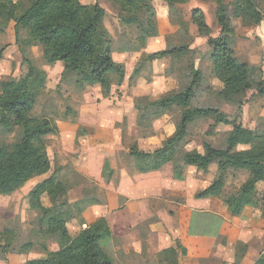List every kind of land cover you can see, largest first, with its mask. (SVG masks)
I'll list each match as a JSON object with an SVG mask.
<instances>
[{"label":"trees","instance_id":"16d2710c","mask_svg":"<svg viewBox=\"0 0 264 264\" xmlns=\"http://www.w3.org/2000/svg\"><path fill=\"white\" fill-rule=\"evenodd\" d=\"M120 10V20L124 24H135L140 30L141 44L149 37L158 34L156 12L152 0H111ZM171 12L175 4L189 0H163ZM215 18L220 34L211 36L200 9L191 12V21L199 34L207 36V44L212 48L210 60L212 73L222 87L217 95L219 100L237 104L238 114L230 118L217 107L193 105L195 84L200 81L198 69H191L190 84L183 90L156 100L136 101V125L146 127L153 117H157L174 107L181 109L180 120L174 132L163 144L151 151L140 152L135 144L129 146L133 153H139L144 162V171H156L166 164L183 143L188 127L195 119L212 118L214 123L230 125L225 139L226 149L219 150L211 145L205 146L204 153L198 150L186 151L182 163L206 171L211 164L216 165L217 176L196 197L216 196L224 186L222 171L227 166L248 171L249 178L240 186L239 195L227 197L224 205L232 214H238L249 204L256 183L264 181V118L259 125L250 129L238 122L239 112L247 90L254 85L259 93L264 92L262 69L258 65L238 60L234 52V26L228 14L225 0H215ZM233 15L245 26L256 25L263 20V13L256 0H234ZM104 9L97 3L83 4L80 0H32L28 8L21 1L0 0V19L13 21L16 44L40 45L45 63H63L64 69L74 74L77 85H99L106 96L112 85H120L124 79V66L112 58L109 33L103 24ZM26 38H21V32ZM142 40V41H141ZM188 48H172L156 51L147 55V59H162L173 56ZM2 50H0V59ZM27 72L21 81H2L0 83V135L12 133L17 129L12 143L0 141V194L8 195L22 187L33 176L48 172L51 161L47 153V137L58 132L53 119L34 114L39 95L45 88V72L26 59ZM241 146L242 148H237ZM61 180L52 173L37 190L31 192L29 206L38 213V232L43 236H54L58 249L45 258L28 259L25 264H114L113 258L105 251L103 241L111 236L110 227L104 217H98L74 236L66 226L67 217L63 209L68 206L64 198L66 191ZM41 194H46L50 205H44ZM62 198V199H61ZM260 211L264 216V192ZM212 214H204L200 222L199 214L193 212L190 226L197 227L199 236H213L218 232L221 219L207 221ZM12 233V232H11ZM10 233V234H11ZM14 237L10 235V238ZM181 253L186 250L177 242ZM175 246H170L159 255L163 262L172 264L171 257L177 254ZM234 261L239 264L247 245L236 243ZM31 247V243L22 246V250ZM2 248H7L3 246ZM165 256V257H164ZM167 257V258H166ZM264 264V263H262Z\"/></svg>","mask_w":264,"mask_h":264},{"label":"rangeland","instance_id":"374dc122","mask_svg":"<svg viewBox=\"0 0 264 264\" xmlns=\"http://www.w3.org/2000/svg\"><path fill=\"white\" fill-rule=\"evenodd\" d=\"M15 1H21L25 9L32 3V0ZM233 1L225 0L228 5V14L234 26V23H241V21L233 15ZM80 2L87 5L97 3L104 9L103 24L110 36L112 58L115 62L124 66L122 83L120 85H112L110 92L106 96L102 94L99 85H85L83 87L77 85L74 82V74L66 71L61 61L53 64L45 63L40 45L20 46L16 44L14 23L13 26L8 24L11 21L0 23V50H2L0 83L9 80L21 81L27 72L26 59L31 60L37 68L45 72V88L38 97L37 104L34 107V114L51 118L56 125H60L63 129L66 127V130H69L71 126L79 125L73 144L71 143L72 135L70 131L66 136L69 141L60 139L58 132L47 137V153L51 161V169L48 172L33 176L30 179V184L25 183L16 190L17 192L14 191L22 193V195L26 193V199L15 200L13 204L10 203V208L0 212V235H2L0 240L6 238L7 241H11L6 246L7 248L0 247V258L6 256L8 252H25L26 250H22V246L29 243V234H31V238L35 236L30 231L39 234L40 238L44 237L46 244L51 242L57 245L54 236H43L38 232L37 220L39 216L36 210L30 209L29 199L31 192L37 190L52 173L63 182L64 190L66 191L64 198L68 201V205V197L70 199L72 195H80L79 189L84 187L79 185L75 158L76 155L78 156V153H76V149H78L76 139L82 136V129L91 132L96 127L117 125L123 132L121 141L123 149H128L133 144L137 148L141 144L142 149L148 150L162 145L164 138L174 132L175 125L180 120L181 109L174 107L164 114L153 117L146 127H138L135 121L137 111L134 103L136 101H152L164 98L171 93L183 90L190 84L192 78L190 70L193 68L198 69L201 73L200 81L194 86L196 97L192 102L193 105L217 107L232 119L238 114L237 104L226 103L217 98L219 81L215 80L212 73V63L209 57L212 48L207 44L208 37L204 38V35L199 34L196 26L191 21L192 10H201L202 4L206 5L209 17L208 25L211 28L212 36L216 29L219 28L215 18L217 5L215 0H189L183 4H175L171 12L163 0H152L151 3L156 12L158 34L155 37L147 38L142 44L138 39L140 30L135 24L122 23L120 10L111 0H80ZM256 2L264 18V6L262 5L264 0H256ZM6 22L8 23L6 24ZM194 34L198 37L201 36L200 44H193ZM20 36L25 39L26 32H21ZM180 47L188 48V50L173 56L163 57L162 59L146 58L147 55L156 51ZM239 60L244 61L245 59L242 57ZM125 63L128 64L127 71H125ZM239 114L238 122L250 129L256 128L261 119L264 118V92L260 94L257 85L247 90ZM118 117L119 119H116ZM85 121L87 124L83 125ZM230 129V125L216 124L212 118L195 119L188 127V134L183 141L181 150H178L173 164L178 165L185 151L193 149L202 151L205 150L207 144L219 150L226 149L225 139ZM16 132L17 129L12 133L1 132L0 141L12 143L16 137ZM64 152L69 154V156H65V159L62 160L60 159V154H64ZM228 167L232 166H227L225 169ZM240 169L248 173L247 170ZM107 170L108 168L102 174L103 176L107 174ZM191 173L193 175L195 172ZM217 175V172H213L210 180H213ZM243 180L244 174H234L233 180H228L223 196L229 197L233 195L234 192L240 189ZM86 185L85 189L89 193L98 190V186L94 185V182L90 181ZM259 189H257L256 194L254 192L253 197L255 199L259 196ZM0 196L2 195L0 194ZM42 197L45 199L42 200ZM40 200L43 204L44 202L48 203L46 206L50 205L46 194H41ZM24 203L27 204V208L22 209L20 206ZM63 211L67 217L68 227L73 230L74 226L72 227L69 218L72 217L75 211L67 206ZM80 219V217H77V222L75 223H79ZM204 219L205 217H203V221ZM207 221L215 222L217 218L214 215L209 216ZM10 235L14 237L10 238ZM109 242L110 238L103 241V244H106L104 247L105 251L113 258L115 264H124L121 259L118 260L114 257L112 247H106ZM255 246L260 251L264 250V236L259 242L255 243ZM49 253L53 252L47 251L45 257ZM159 253L152 260L148 259L147 264H168L166 261L163 262L164 260H161L163 256L159 255ZM174 260L175 264H177L176 256L170 258L172 264H174ZM206 263L226 264V261L221 258H210ZM260 263H264V253L261 256Z\"/></svg>","mask_w":264,"mask_h":264},{"label":"crops","instance_id":"0c3cea01","mask_svg":"<svg viewBox=\"0 0 264 264\" xmlns=\"http://www.w3.org/2000/svg\"><path fill=\"white\" fill-rule=\"evenodd\" d=\"M262 5L264 6V2ZM206 8L207 6L202 4L201 10L208 25L209 17ZM2 22L5 21L0 19V23ZM8 24L13 26V21ZM219 34L220 28H217L212 37H217ZM200 38L201 36L194 34L193 44H200ZM232 39L236 58L239 60L243 57L245 60L242 62L258 65L262 69L264 81V18L252 26L234 23ZM125 65V71H127L128 64L125 63ZM215 80L217 81L216 78ZM221 87V83L218 82L217 93ZM85 124H87L86 121L83 125ZM56 126L60 139L65 141L68 140L66 136L70 131L73 144L79 125L71 126L69 130H66V127L63 129L60 125ZM82 130V136L76 139L78 156L76 155L75 164L79 185L84 188L79 189L80 195H72L70 199L68 197L67 207L75 211L69 218L72 227L74 226L73 230L68 227V223L66 224L70 235L74 236L98 217H104L111 230L110 242L106 247H112L114 257L121 259L124 264H131V262L147 264L148 259L152 260L157 257L158 252L175 246L177 242L186 250V253L182 254L180 248L175 246L177 264H207L206 261L210 258H221L226 261V264H232L237 242L247 245L239 264L260 263L264 250H258L255 243L264 236V216L260 211L264 181L256 183L255 194L260 188L258 198L255 199L253 193L251 202L238 214H232L224 205L223 200L227 197L223 196V192L228 180H233L234 174H244L243 183L249 178V174L244 170L232 167L224 169L222 193L216 196L196 197L195 193L204 189L212 181L210 179L213 172L217 171L216 165L211 164L206 171L186 165L182 163L185 151L178 165L173 164L177 152L160 169L144 171L142 156L131 152L129 147L128 149L121 147L123 132L117 125L96 127L91 132ZM169 135L171 133L166 137ZM182 145L183 143L179 151ZM160 146L148 150L142 149V145L139 144L138 151L151 152ZM198 151L204 153L205 150ZM65 156L69 154L61 153L60 159H65ZM107 168V174L103 176ZM191 172L195 173L192 175ZM30 181L26 184H30ZM90 181L98 186L95 192L89 193L85 189ZM16 192L0 196V212L10 208V203L13 204L15 200L26 199V193L22 195ZM238 195L239 190L229 197ZM43 199L45 198L42 197ZM46 204L48 203L44 202V205ZM20 207L25 209L27 204L24 203ZM193 212L199 214L200 222H204L205 213L220 218L218 232L213 236H199L197 234L199 222L194 228L190 226ZM77 217L81 218L79 223H75ZM30 233L36 236L31 238L29 234L31 247L25 252H8L6 256L0 258V264H25L28 259L45 258L47 251L57 250L55 243L46 244L44 237L40 238L36 232L30 231ZM10 243V240L3 238L0 240V247Z\"/></svg>","mask_w":264,"mask_h":264}]
</instances>
